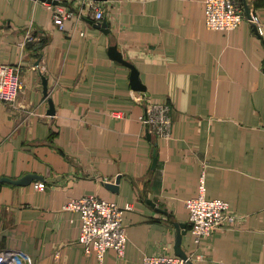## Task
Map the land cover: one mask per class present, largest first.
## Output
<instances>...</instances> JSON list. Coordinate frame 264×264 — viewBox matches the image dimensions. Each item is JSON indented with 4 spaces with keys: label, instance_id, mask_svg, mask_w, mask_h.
Returning <instances> with one entry per match:
<instances>
[{
    "label": "crops",
    "instance_id": "obj_1",
    "mask_svg": "<svg viewBox=\"0 0 264 264\" xmlns=\"http://www.w3.org/2000/svg\"><path fill=\"white\" fill-rule=\"evenodd\" d=\"M99 1L108 32L75 15L60 27L43 0H0V63L17 66L23 84L12 104L0 102V177L41 176L0 182V251L31 264H94L77 240L79 213L63 205L96 194L131 206L123 258L108 249L105 264L177 255L175 223L185 224L180 248L193 264H264V0H242L258 31L247 18L207 28L204 0ZM75 2L52 3L76 10ZM111 45L144 90L132 88ZM140 96L169 104L168 137L142 125ZM202 179L206 197L242 217L195 242L184 201Z\"/></svg>",
    "mask_w": 264,
    "mask_h": 264
},
{
    "label": "built area",
    "instance_id": "obj_2",
    "mask_svg": "<svg viewBox=\"0 0 264 264\" xmlns=\"http://www.w3.org/2000/svg\"><path fill=\"white\" fill-rule=\"evenodd\" d=\"M52 10L54 20L62 27L64 19L75 15L78 24L84 17L95 20L105 18L104 5L99 0H77L76 10H65L59 4L46 2ZM204 22L207 28L230 30L237 28L247 18L258 31V18L250 13L247 17L242 0H204ZM77 24V25H78ZM84 35L83 30L80 31ZM23 84L17 66L0 63V102L12 104L21 92ZM146 102L144 112L139 117L142 125L157 138L168 137L171 132L172 119L170 106L165 101L153 100L151 97L140 96ZM38 189L42 182L34 183ZM188 209V222L195 242L202 237L210 236L218 228L236 225L241 215L233 211L228 202L219 198H208L204 194L203 179L197 196L184 201ZM130 204L121 206L96 194H85L70 198L63 209L79 213L80 232L78 241L84 246L86 253L94 252L96 262L105 264L104 255L108 249H114L117 258L122 259L127 241L126 229L123 224L124 211ZM0 264H31L30 256L18 251H0ZM141 264H187V258L170 255L167 252L144 254Z\"/></svg>",
    "mask_w": 264,
    "mask_h": 264
},
{
    "label": "water",
    "instance_id": "obj_3",
    "mask_svg": "<svg viewBox=\"0 0 264 264\" xmlns=\"http://www.w3.org/2000/svg\"><path fill=\"white\" fill-rule=\"evenodd\" d=\"M43 1H48V2H56V0H43ZM243 6H244V11L247 17H250V12H249V8L246 4L245 1H243ZM94 27L99 28L101 30H103L104 32H108L109 28H108V23L106 22V20H88ZM109 55L111 56L112 59L117 60L125 65H127L130 68V84L132 86L133 89L136 90H144L145 86L141 83V81L139 80L138 77V71L136 69V67L134 66L133 63H131L129 60L125 59L122 55V53L117 50V47L115 45H111L109 46ZM43 80V86H44V90L45 92L47 91V80L46 78L43 76L42 77ZM49 114H53L54 113V108H53V103L51 102V100H49ZM157 161V158L154 154L153 156V166L155 165ZM41 178V176L37 175V174H32V173H27L24 174L23 176L16 178V179H12L6 176H2L0 177V182H8L11 184H16V185H27L29 183H31L34 179H38ZM120 177L117 176L116 177V184L113 185L111 184L109 187L113 188V189H117V183L119 182ZM176 227H177V238H176V244H175V252L177 255H180L183 258H187V264H193L192 261L188 258L187 254L180 248V243H181V235L184 233V230H182L181 228H185V224L183 223H175Z\"/></svg>",
    "mask_w": 264,
    "mask_h": 264
},
{
    "label": "rangeland",
    "instance_id": "obj_4",
    "mask_svg": "<svg viewBox=\"0 0 264 264\" xmlns=\"http://www.w3.org/2000/svg\"><path fill=\"white\" fill-rule=\"evenodd\" d=\"M206 26V25H205Z\"/></svg>",
    "mask_w": 264,
    "mask_h": 264
}]
</instances>
